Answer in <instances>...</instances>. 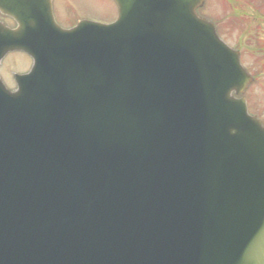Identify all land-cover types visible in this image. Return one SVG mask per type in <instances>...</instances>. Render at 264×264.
Returning <instances> with one entry per match:
<instances>
[{
	"label": "water",
	"instance_id": "95a60500",
	"mask_svg": "<svg viewBox=\"0 0 264 264\" xmlns=\"http://www.w3.org/2000/svg\"><path fill=\"white\" fill-rule=\"evenodd\" d=\"M114 23L0 0V264H264V127L251 75L198 9L115 0Z\"/></svg>",
	"mask_w": 264,
	"mask_h": 264
},
{
	"label": "rangeland",
	"instance_id": "374dc122",
	"mask_svg": "<svg viewBox=\"0 0 264 264\" xmlns=\"http://www.w3.org/2000/svg\"><path fill=\"white\" fill-rule=\"evenodd\" d=\"M231 6L232 0H206L199 11L214 21L219 35L241 52L243 65L254 76V82L245 91L249 111L264 121V24L257 23L264 22V0L237 2L236 9L241 13L234 17ZM58 10H62L64 16L69 17L65 21L73 25L80 19L111 22L116 18L117 6L113 0H60ZM233 20L241 22L235 25ZM10 63H16L13 69L23 70L30 62L21 53L3 60L0 72L12 82L4 70Z\"/></svg>",
	"mask_w": 264,
	"mask_h": 264
},
{
	"label": "flooded vegetation",
	"instance_id": "af4514ba",
	"mask_svg": "<svg viewBox=\"0 0 264 264\" xmlns=\"http://www.w3.org/2000/svg\"><path fill=\"white\" fill-rule=\"evenodd\" d=\"M59 2H60V0H54L53 1V6H54V12H55L56 19L58 21H60L63 25H68L69 22H67L65 20H67L69 17L68 18L65 17L64 16V13L62 12V10L61 11L58 10ZM3 19L5 21H7L9 24L15 25V21L12 18H10V17H3ZM8 71H9V69L8 70H5V72H6L5 74H7V76H10V74H9Z\"/></svg>",
	"mask_w": 264,
	"mask_h": 264
}]
</instances>
